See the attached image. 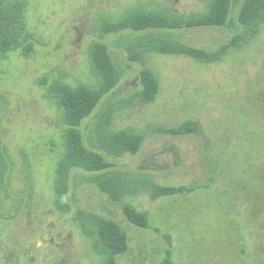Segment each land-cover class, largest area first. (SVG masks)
<instances>
[{"label":"rangeland","instance_id":"374dc122","mask_svg":"<svg viewBox=\"0 0 264 264\" xmlns=\"http://www.w3.org/2000/svg\"><path fill=\"white\" fill-rule=\"evenodd\" d=\"M24 1L35 51L29 57L14 51L0 61L1 135L9 154L0 179V264H106L86 232L98 216L118 221L129 235L119 264H157L168 248L175 264H264V25L210 64L182 53H150L159 90L143 102L137 97L142 64L131 59L127 36L104 34L101 23L134 5L199 13L203 0ZM235 33L196 28L179 36L214 50ZM96 40L107 43L121 73L80 128L85 144L113 165L70 170L63 209L55 186L65 125L48 89L54 80L96 82L90 60ZM189 121L197 134L169 131ZM130 127L145 136L140 150L109 154L108 133ZM97 176L116 179L123 191L114 198ZM157 185L195 189L154 200ZM125 203L148 211L150 226L129 221Z\"/></svg>","mask_w":264,"mask_h":264},{"label":"trees","instance_id":"16d2710c","mask_svg":"<svg viewBox=\"0 0 264 264\" xmlns=\"http://www.w3.org/2000/svg\"><path fill=\"white\" fill-rule=\"evenodd\" d=\"M206 9L202 12L180 13L168 6L156 8L134 5L115 21L105 20L100 29L104 34H123L127 37L130 57L142 64L141 90L137 97L143 102L155 99L159 90V76L148 66V55L186 54L195 60L210 64L222 60L234 49L241 48L258 35L264 25V0H203ZM24 0H0V61L10 53L21 51L25 57L35 51V34L29 29L26 20ZM233 29L236 33L228 41L214 50L196 47L184 41L179 33L196 28ZM90 60L96 82L79 83L74 86L62 80H54L49 85L48 98L56 103L65 125L63 136L65 149L59 159L56 178V204L67 209L65 193L67 176L70 170L80 168L89 172H101L113 164L104 153L89 148L82 137L81 125L94 112L102 99L114 89L121 70L115 65L104 41H93L90 47ZM46 79H44V82ZM4 96L0 93V102ZM0 117V179L8 169V149L1 135ZM171 133L197 134L198 125L186 122L169 130ZM145 139L134 128H123L109 132L107 146L109 154L121 152L137 153ZM97 182L104 192L114 198L123 191L116 179L97 176ZM188 185H157L151 192L152 199L187 195L194 191ZM129 221L141 227L150 226L149 212L139 210L130 203L124 204ZM94 239L95 249L104 256L106 264H119L118 256L129 250V235L124 227L111 218L96 217L95 225L87 229ZM157 264H175L174 251L167 249L165 257Z\"/></svg>","mask_w":264,"mask_h":264}]
</instances>
